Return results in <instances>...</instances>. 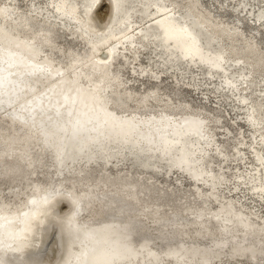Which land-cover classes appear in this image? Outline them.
I'll use <instances>...</instances> for the list:
<instances>
[{
    "label": "bare ground",
    "instance_id": "obj_1",
    "mask_svg": "<svg viewBox=\"0 0 264 264\" xmlns=\"http://www.w3.org/2000/svg\"><path fill=\"white\" fill-rule=\"evenodd\" d=\"M85 1V7L81 8L80 3ZM85 1L47 0V8L55 17L62 19L59 22L65 25L63 29L88 46L86 54L70 47L65 52L68 58L65 64L53 56L54 20H48L43 14L41 21L45 24L36 26V14L31 6L30 11L23 12L11 0L0 1V92H8L7 96L0 93V119L6 121L0 128V177L17 182L12 189L14 200L4 199L0 191V222L11 219L0 224V240H3L1 231L8 229L18 234L13 240L5 239L4 244L0 241V264H48L49 236L53 229L56 230L60 252L55 264H81L89 257L99 260L93 264H227L229 260L242 258L254 264L263 260L264 264V219L252 211L245 213L232 199L220 198L218 185L223 183L224 174L212 167L213 159L210 157L212 152L224 161L226 155L216 145L210 116L203 114V109H194L190 102H184L181 86H177L188 77V87L196 89L195 76L188 74L192 66H202L210 75L219 73L224 76L221 85L238 96L239 105L246 106L255 74L262 75L261 80L264 79V50L259 41H249L237 25L229 26L214 19L201 8L200 0H154L145 21L134 18L129 3L115 18L109 10L102 26L98 25L95 12L103 0L89 16L84 15L85 8H91L97 0ZM105 1L111 9V0ZM73 10L75 13L67 17L66 14ZM256 15V22L262 24L264 7ZM190 25L202 32L199 44H192L188 36L191 34ZM150 41L156 45L155 53L159 59L149 63H159L163 72L171 70L176 84L170 98L162 103L158 72L151 74L156 85L138 93L122 87L120 68L116 66L119 61L123 64L138 63L140 48L148 46ZM22 48H31L32 52L23 53L22 65L33 62L34 69L18 75L6 66L12 62L7 54L22 52ZM122 49H129L134 60L128 61V52L122 53ZM120 54L125 60L117 56ZM187 54H199L202 59L186 58ZM234 62L237 63L235 66L248 69L240 79L229 75ZM140 74L149 78L146 67ZM13 78L16 82L6 86L7 80ZM239 81L243 86H239ZM183 82L186 83L185 80ZM73 94H80L81 102L71 103L58 112L64 98ZM173 95L179 98L178 102H171ZM130 102H133L132 110L128 108ZM150 102H156L159 107L151 108ZM44 103L48 105L42 108L40 105ZM89 104L93 107L91 114L87 112L88 116L82 117ZM37 106L41 110H37ZM94 116L95 120L92 119ZM263 117L264 104L255 99L248 107L246 121L254 133L259 132L254 136L252 149L256 165L250 174H235L241 182L250 183L253 193L261 197L264 196V136L260 130ZM112 122L121 126L103 131V137L97 139L85 154H71L72 159L59 163L56 154L64 146L69 128H89L71 142L73 153L75 146L95 140L98 138L96 131ZM190 123L198 128L189 127ZM59 128L64 132H59ZM133 128H137L136 133H131ZM162 132L163 137L156 139V135ZM194 132L201 138L191 135ZM49 136L52 139L47 144ZM147 136L151 138L146 139ZM123 139L128 141L123 143ZM177 143L182 146H177ZM170 144L174 146L166 151L164 147L168 148ZM37 145L42 151L36 150ZM133 148H139V153H130ZM239 151L241 149L237 147L234 154ZM43 152L49 154L58 175L54 186L46 174V181H28V174L37 173L41 166L40 155ZM149 154L155 155L150 161ZM120 157L131 159V167H141L152 174L158 172L159 167L167 170L172 167L174 172L185 173L195 186V195L202 204L206 207L208 201H217L216 207L209 211L205 223L189 226L185 231H179L173 225L171 233H164L163 226L175 221L177 214L152 207V204L157 197L169 192L133 175L131 168L126 173L102 171V174L94 176L100 162L116 164L115 159ZM184 159L190 162L187 167L182 163ZM145 160L148 163H143ZM108 183L115 184V187L104 189L102 185ZM202 186L207 192L202 190ZM62 202L68 207L64 213L60 212ZM139 202H143L142 206L137 205ZM142 214L155 224L159 231L155 236L148 233ZM216 223L226 230L224 236L217 237ZM235 229L253 234L255 238H238ZM156 238L161 246L156 244ZM95 248L99 250L91 252ZM85 251L86 255H82ZM113 252L122 253L125 257L118 261L114 258L109 260L108 256Z\"/></svg>",
    "mask_w": 264,
    "mask_h": 264
},
{
    "label": "rangeland",
    "instance_id": "obj_2",
    "mask_svg": "<svg viewBox=\"0 0 264 264\" xmlns=\"http://www.w3.org/2000/svg\"><path fill=\"white\" fill-rule=\"evenodd\" d=\"M0 1L4 2L5 0ZM11 1L13 2V5L16 6V8L20 11L27 12L31 9L33 10V12L36 14L34 15L36 26H43L45 24V22L41 21V18L44 15L46 18H48V20H54L56 22L54 26L55 34L53 35V56L56 61L65 64L68 60V58L65 57V52H67L70 47L74 48L78 52L86 54V48L88 46H86L81 39H78V37L73 36V34H70L69 31L63 29V26L65 25L59 22L62 19L60 20L55 17L53 15V11L47 8L49 7L47 0ZM144 1H147L148 3L145 4ZM152 1L154 0H132V2H129L131 5L130 13H133L134 18H140L139 20L145 21V15L148 14L150 6L153 5ZM169 1L170 0H167V2ZM200 2L201 8L208 11L214 19L221 20L229 26L237 25V27L243 32L244 36L249 41H259L258 44L264 50V21L262 24H259V21L256 22L255 20L257 17L256 14L259 12L260 8L264 7V0H200ZM85 4L86 2L84 4L81 3L80 6L82 7L83 5L84 8ZM29 7L31 9H29ZM108 11V3L103 1L95 12L96 21L99 26L104 24V17ZM202 39L204 40L203 37ZM140 49H142V51L139 52V56L137 57L139 59H137L138 63H135L134 61L133 63L125 62V64H123L121 61H119L120 58L117 57L119 62H117L116 66L120 68L119 76L122 81V87L131 88L138 93H142L145 89L156 85L157 82L151 79V74L158 72V84L160 83L159 85L161 86L158 91L159 95H162V97L160 96L162 98V103L165 99L170 98L169 95H172V89L176 85L173 81V73L171 70L168 72H166L167 70L165 72L161 71L162 66H159V63L155 65L149 63L159 59V56H157L155 53L156 45L152 43V41H150L148 46L146 44L145 48ZM122 50V53L128 52V61L134 60L133 57L130 56L132 52L129 49ZM117 56H122L123 60H125L123 55L120 54ZM236 64L237 63L234 62V65L230 67L234 70L229 69V72L231 71L229 75L233 78L240 79L242 75L248 71V69L246 67L239 68L238 66H235ZM143 67L147 68V74L149 78L143 74H140V71ZM134 69H137L138 71H135ZM116 75H118V73ZM188 75H193L197 79H195L196 85L194 86L196 89H191L188 87L190 86L187 85L189 78H184L186 83L183 82L184 80H182L181 83L177 85L179 87L181 86L180 88L183 92L182 100L184 102H190L194 109H200V111L203 109L201 112L210 116V127L211 131L214 133L215 140L217 141L216 145H219L220 148L223 149L226 155L225 157L227 158L223 161L221 156L213 155L211 152L210 158L213 159L211 160L212 167L215 170H220L224 174L222 177L223 183L218 185L220 187L218 190L219 194H221L220 198H223V200L232 199L235 202L237 208L241 207L245 210V213L252 211L257 214L258 218L264 219V196L261 197L254 194L250 188V183L247 184V182H241V179L235 175L236 173L240 172H243L244 174H250V171H252L256 165L253 159L254 153L252 149L253 144H255V142H253V139H255L254 136L259 132H253L252 128L248 125L246 118L248 107H250L255 102V99L264 104V79L261 80L262 75L255 74L254 76L255 80L252 84V87H254V85L255 87L254 89L251 87L249 90L250 95L248 94L247 99L248 106L239 105L238 96H236L232 91H228V89L221 85L224 76L220 75L219 73L210 75L206 68L202 66H192L191 73ZM238 83H240V81ZM241 85L243 86V83H240L239 86L241 87ZM224 90H226V92ZM172 98L171 102L179 101V98L176 99L177 97L174 95ZM131 104H133V102H130L128 105L130 110L134 108ZM150 107L157 108L159 105H157L156 102H150ZM5 124L6 121L1 118L0 128L4 127ZM260 130L263 132L262 134L264 136V117ZM235 146H237L238 149H241L237 155L234 154V152L237 150V147ZM36 150L42 151L41 148H38V145L36 146ZM238 156L241 159L237 158ZM121 158L122 157L115 159L117 161L116 164H114L112 161L109 164H104L102 163L103 161L100 162L101 164L98 165L94 176L97 177L98 174H102V171H106L110 174L117 172L126 173L128 169L131 168L134 170L133 175L141 176L145 180L153 182L157 189L161 188L162 191L165 190L164 192H169L168 195L165 193V195L157 197L152 204V207H160L163 210L174 211L177 214L176 220L172 222L173 224L171 222H167V224L163 226L162 231L164 233H171L173 230V225L176 226L179 231H185L189 226L203 224L207 221V216L210 215L209 211L216 207L217 201H208L206 207L204 204H202L201 200L195 195V186L192 184L191 179L185 175V173L183 174L179 171L174 172L172 167L168 170L166 168L159 167L158 172H154L153 175L150 173V170H145L141 167H131V159L127 158V160H123L125 157H123V159ZM40 164L41 166L39 167L37 173L28 174V181L34 182L35 180H39L43 182L46 181L47 176L50 178L52 185L54 186L55 183H57L58 175L54 172V166L51 164V158L47 152H43L40 155ZM16 183L17 182H9L3 177H0V191L3 197H5L4 199L8 201L14 200L12 196V189ZM102 186L104 189L111 190L115 187V184L108 183ZM204 187L205 186H202V190L207 192ZM142 204L143 202L137 203L138 206H142ZM67 210L68 207L64 202H62L60 205V212L64 213ZM141 217L148 233L152 236H155L159 232L155 228V224L145 214H142ZM214 228L216 230L217 237H222L226 234V230H224V227L220 223H216ZM234 232L238 238L245 237L249 238V240L255 238L253 234H247L241 229H235ZM158 240L159 239L157 238L155 239L156 244L161 246L158 244ZM59 256L60 252L58 250L56 230L53 229L49 236V247L46 262L48 264H55ZM226 258L227 257L225 256V259ZM245 260L246 258H242L240 260L236 259L235 261L229 260L231 263L227 261V264H254L250 260ZM260 264H263V260H261Z\"/></svg>",
    "mask_w": 264,
    "mask_h": 264
},
{
    "label": "water",
    "instance_id": "obj_3",
    "mask_svg": "<svg viewBox=\"0 0 264 264\" xmlns=\"http://www.w3.org/2000/svg\"><path fill=\"white\" fill-rule=\"evenodd\" d=\"M85 1V0H84ZM104 2H105V0H103ZM102 1V2H103ZM86 2V1H85ZM100 2V0H97L96 1V3L91 7V8H85V12H84V15L85 16H89V15H91V14H93V11H94V9H95V7H96V5L98 4ZM107 2V1H106ZM129 2H131V0H111V9H110V7H109V5H108V10H111V13H112V15H113V18H115L116 16H118L120 13H122V12H124V10H125V8L127 7V5L129 4ZM81 4V3H80ZM81 8H83V6L81 7ZM75 11L76 10H73L70 14L68 13V14H66V16L68 17H70V16H72L73 15V13H75ZM141 12V11H140ZM125 14V13H124ZM63 16H65V15H63ZM190 27H191V34L189 33L188 34V36L189 37H191V39H192V44H199L200 43V36L202 35L201 33V31H200V29L199 28H196V26H193V25H190ZM159 30H162V28H158ZM151 30V29H150ZM192 32H194V34H196L195 36H197V38H194V34H192ZM169 41H173V39H170ZM15 46H16V44H15ZM173 47V46H172ZM7 48V47H6ZM5 48V49H6ZM21 48V47H20ZM162 48H164V49H166V46H163ZM22 50V52L21 51H17V52H15L14 54L12 53H9V54H7V56H9L10 58H11V63H7L6 64V66L7 67H9V68H11L12 69V71L11 72H14L15 74H18V75H22V74H24V73H30V71H32L33 69H34V64H33V62H30V63H26V65H22V63H21V56H23V53H26V54H31L32 52H31V48H22L21 49ZM9 50H7V52H8ZM179 53V52H178ZM178 55V54H177ZM191 55H193V56H191ZM176 57H178V56H176ZM191 57H194L195 59L197 58V59H202L201 57V55H199V54H187L186 55V58H191ZM210 64V63H209ZM210 65H213L212 67L213 68H217V69H220L219 67H217L216 65H214V64H210ZM21 67V68H20ZM3 68V67H2ZM1 69V68H0ZM20 69H22L21 71H20ZM14 70H18V72H16V71H14ZM14 80H12V79H9V80H7V82H6V86H8V84H10L11 82L12 83H14V82H16L15 80V78H13ZM1 94H6V96H7V93L4 91V90H2V92H0ZM74 96H71V97H68V98H64V101L58 106L59 108H57V110H58V112L60 111V110H63V109H66V108H68L70 105H71V103L72 104H78V103H80L81 102V98H80V94H78V95H75V94H73ZM14 97V96H13ZM15 97H17V96H15ZM18 98V97H17ZM15 99V98H14ZM48 104L47 103H44L43 105H40V106H42V108L44 107V106H47ZM40 106H37V110H41V108H40ZM93 107H91L90 106V104H89V108H87L88 110H85V111H83V114H81V115H83L82 117H86V116H88V114H87V112L89 113V114H91V109H92ZM112 117V116H111ZM92 119L93 120H95V116L94 117H92ZM191 124V123H190ZM101 126V125H100ZM118 126H121V125H119V124H117V123H111V124H105V125H103V126H101V128L100 129H98L97 131H96V133H97V135H98V138H95V140H93V139H90L88 142H86L85 144H83L82 146H80V147H78V146H75V148L73 149V153H71V144H73V143H71V142H74V139H75V137H77L78 135H82V134H84V133H86L88 130L87 129H89V128H84L83 127V129H79V130H77V129H74V128H69V130H68V135H67V139H66V141H65V144H64V146H62V147H60V149L57 151V157H59V163L60 164H64V162L66 161V160H68V159H72V157H71V154H76L77 152L79 153H86L87 152V150L89 149V147H91L92 145H95V143L97 142V139H99L100 137H103V133L106 131V130H109V129H114V127H118ZM189 127H192V128H194L195 129V127H197V125H195V124H191V125H189ZM184 129L185 128H187L186 126H184L183 127ZM198 128V127H197ZM58 131L59 132H64V130H62V128H59L58 129ZM66 131H67V129H66ZM104 131V132H103ZM131 131V130H130ZM132 131L133 132H131V133H136V131H137V128H133L132 129ZM71 132H73L74 134L72 135L71 134ZM191 132V131H190ZM171 134H173V135H176V133H174L173 131H171L170 132ZM189 133V132H188ZM163 134H164V132H162V133H160V134H157L156 135V139H159V138H161V137H163ZM191 135H193V136H198V137H200V135H198L196 132H194V133H192ZM50 137V136H49ZM149 138H151V137H146V139H149ZM201 138V137H200ZM52 138L50 137L49 139H47V144H49L50 143V140H51ZM118 142H119V140H117ZM121 141H123V143H126L128 140H125V139H123V140H121ZM120 141V142H121ZM146 144V143H145ZM177 146H182V144L181 143H177L176 144ZM174 145L173 144H170V145H168V148L165 146L164 147V149L166 148V151L169 149V147H173ZM131 151L132 152H130V153H132V154H138L139 153V148H133V149H131ZM162 151V150H161ZM165 151V150H164ZM127 153H128V151H127ZM165 155H168V153L167 154H165ZM154 156L155 155H150L149 154V161L151 160V159H153L154 158ZM143 163H148V162H146V160L145 161H143ZM183 165H184V167H187L189 164H190V162H189V160H186V159H184L183 160ZM5 221H3V220H1V222H0V224H4L5 222H7V221H9V220H11V219H4ZM6 230H4V231H1V233H2V236H3V240H0V241H2L1 243H5V239H11V240H13L14 238H17V235L18 234H14V233H12V232H10V230H8L7 229V231L5 232ZM94 237H95V235H93ZM93 236H89L90 237V239L91 238H93ZM14 242V241H13ZM18 244H16V246H17ZM115 245V244H114ZM99 249H97V248H95V249H92L91 250V252H93V251H98ZM86 253H87V251H85L82 255H86ZM125 254V253H124ZM126 255V254H125ZM123 257H125L122 253L119 255L118 253H115V252H113L112 254H110L109 256H108V258H109V260H111V259H116L115 261H118V260H120V259H122ZM101 261H104L103 259H100ZM109 260H106V261H109ZM93 261H99L98 259H96V258H93V257H89V258H87L84 262H82L81 264H93ZM105 262V261H104ZM94 263H96V264H98L97 262H94ZM108 263H110V262H107V263H105V264H108Z\"/></svg>",
    "mask_w": 264,
    "mask_h": 264
}]
</instances>
